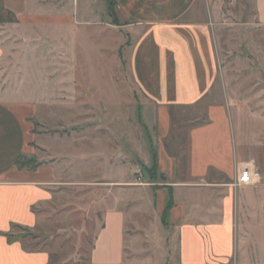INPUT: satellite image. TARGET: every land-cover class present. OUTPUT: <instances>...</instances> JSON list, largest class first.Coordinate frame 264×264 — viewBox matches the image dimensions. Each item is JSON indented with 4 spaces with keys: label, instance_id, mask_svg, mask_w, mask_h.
I'll return each mask as SVG.
<instances>
[{
    "label": "crops",
    "instance_id": "obj_1",
    "mask_svg": "<svg viewBox=\"0 0 264 264\" xmlns=\"http://www.w3.org/2000/svg\"><path fill=\"white\" fill-rule=\"evenodd\" d=\"M114 1L133 37L130 67L143 109L154 113L156 167L164 182L154 190L133 188L145 193V202L152 194L153 213H139L137 222L131 216L132 188L124 173L112 171L105 181L76 173L79 153L51 145L65 138L35 130L34 101L0 100V264H51L49 251L27 249L11 237L12 229H38L49 222L51 208L57 214L66 210L71 191L86 187L82 196L93 197L98 185L114 204L100 210L86 264H264V171L255 184L234 185L244 164L262 167L259 137L246 147L239 123L213 100L218 56L201 0ZM0 4L15 16L13 25L27 31H57L80 20L78 13H66V0ZM254 5L257 25L264 26V0ZM2 31L0 23V62L8 47ZM21 155L48 160L21 168ZM78 198L77 210L90 216Z\"/></svg>",
    "mask_w": 264,
    "mask_h": 264
},
{
    "label": "rangeland",
    "instance_id": "obj_2",
    "mask_svg": "<svg viewBox=\"0 0 264 264\" xmlns=\"http://www.w3.org/2000/svg\"><path fill=\"white\" fill-rule=\"evenodd\" d=\"M201 5L218 56L213 100L239 123L246 147L259 137L260 173L264 171V26L255 20L254 0H201ZM65 6L67 14L78 13L80 20L72 22L73 27L47 33L13 25L15 16L0 7L8 45L0 62V100L34 101L35 130L59 132L65 139L51 145L57 152L79 153L73 168L84 179L105 181L112 171L129 176V213L137 222L139 213H153V197L150 193L145 202L141 200L145 193L133 188L148 185L154 190L164 181L156 167L154 113L144 111L131 72L133 37L114 0H66ZM90 13L97 19H90ZM47 160L44 155L36 162ZM98 186L93 197L82 196L86 187L68 191L71 201L65 203V211L57 214L51 208L49 222L35 230L14 227L11 237L22 240L27 249L49 251L51 264H86L101 223L100 210L114 204L112 197H104V186ZM79 196L90 216L74 205Z\"/></svg>",
    "mask_w": 264,
    "mask_h": 264
},
{
    "label": "built area",
    "instance_id": "obj_3",
    "mask_svg": "<svg viewBox=\"0 0 264 264\" xmlns=\"http://www.w3.org/2000/svg\"><path fill=\"white\" fill-rule=\"evenodd\" d=\"M260 174L251 163L244 164L238 171L235 186L252 185L259 182Z\"/></svg>",
    "mask_w": 264,
    "mask_h": 264
},
{
    "label": "trees",
    "instance_id": "obj_4",
    "mask_svg": "<svg viewBox=\"0 0 264 264\" xmlns=\"http://www.w3.org/2000/svg\"><path fill=\"white\" fill-rule=\"evenodd\" d=\"M0 7H2V5H0ZM26 159V160H25ZM25 160V161H23ZM18 166L21 168H29V169H35L37 168L40 164L36 162L35 159L33 158H28L25 156H20L18 158V162H17ZM172 204V201H170V205Z\"/></svg>",
    "mask_w": 264,
    "mask_h": 264
}]
</instances>
